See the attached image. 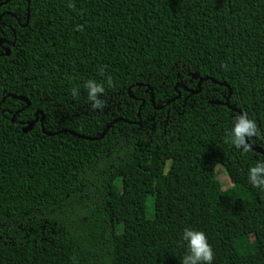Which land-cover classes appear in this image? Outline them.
I'll return each mask as SVG.
<instances>
[{
    "label": "trees",
    "instance_id": "1",
    "mask_svg": "<svg viewBox=\"0 0 264 264\" xmlns=\"http://www.w3.org/2000/svg\"><path fill=\"white\" fill-rule=\"evenodd\" d=\"M7 1L0 264H181L185 228L204 232L212 264H264V190L247 180L264 157L225 142L239 114L210 102L226 87L180 86L197 89L191 74L226 83L264 150V0ZM88 81L103 89L99 107ZM176 86L155 109L150 89L160 107ZM7 94L30 103L17 124L26 103ZM37 111L58 134L23 131ZM118 118L96 141L64 132L99 137Z\"/></svg>",
    "mask_w": 264,
    "mask_h": 264
},
{
    "label": "clouds",
    "instance_id": "2",
    "mask_svg": "<svg viewBox=\"0 0 264 264\" xmlns=\"http://www.w3.org/2000/svg\"><path fill=\"white\" fill-rule=\"evenodd\" d=\"M85 87L88 89V98L92 106L99 107L97 94L102 93V87L92 81L86 82ZM256 131L255 122L240 114L228 130L225 142H230L242 152H247L248 145L245 138L255 135ZM247 180L252 187L264 190V162L257 161L249 167ZM181 240L185 242L186 247L181 264H212L213 252L203 231L185 228L182 231Z\"/></svg>",
    "mask_w": 264,
    "mask_h": 264
},
{
    "label": "water",
    "instance_id": "3",
    "mask_svg": "<svg viewBox=\"0 0 264 264\" xmlns=\"http://www.w3.org/2000/svg\"><path fill=\"white\" fill-rule=\"evenodd\" d=\"M8 1H10V0H8ZM8 1H7V2H8ZM28 3H30V0H28ZM0 6H1V4H0ZM3 43H6V41H5L4 39H1V41H0V46H1V47H2ZM3 49H4V51H5V55H9V49H8V48H3ZM191 76L193 77V79H196V80H197V89H196V90H189V89L186 88L185 86L180 85L185 91H187V92L189 93V95H196V94L200 93L201 90H202V89H201L202 83L205 82V81H211V82H212L213 84H215V85H219V86H222V87H226V88L229 90V94H228L227 97H225V99H224L223 101H211L210 103H211L212 105L225 106V107H227L229 110H231V111H233V112H235V113H238L239 115H240V114H243V115L246 117V115H245L242 111H240V110H238V109H236V108H234V107H232V106L230 105V103H229V98H230V96H231V94H232V90H231V88H230L226 83H224V82H219V81H217V80H215V79H213V78H211V77H200V76H198V75H196V74H191ZM178 85H179V84H178ZM136 86H140V87H142L143 84H137ZM149 89H150V88H149ZM175 91H176V93H177V95H176L175 98H172V99L168 100L164 106L156 107V106H154V98H153V95H152V91H151V89H150V93H151V104H152L153 107H154L155 109H157V110H161V109L165 108L166 106H168L169 104H171L172 102H174L175 100H177V99L180 97V93H179V91L177 90V86L175 87ZM128 92L130 93V89L128 90ZM129 95H130L131 98H133V96H132L131 94H129ZM9 97H12V98L18 99V100L23 101V102L26 103V106H25L23 109L17 111V112L12 116V118H11L12 123H13V124H17L18 122L15 121L16 116H17L22 110H24L25 108H27V107L30 105V103H29V101H28L26 98L18 97V96L14 95V94H7V95L4 97V99L2 100V102H4L5 99H6V98H9ZM143 104H144V101H142L141 106H143ZM138 115H139V113H138ZM39 116H41V119L39 118ZM246 118H247V117H246ZM43 121H44L43 113H42L41 111H37V112L35 113V119H34V121L26 123V126L23 128V131H24V132H28V131H30V130L33 128V126H34L37 122H39V123H40V126H41V130H42V132H43L45 135H48V136H54V135L58 134V133H55V134L47 133V132L44 130V127H43ZM119 121H124V120L121 119V118L114 119L113 121H111V122L105 127L104 131L102 132V135L99 136V137H95V138H93V137L90 138V137H86V136H83V135H79V134H76V133H74V132H72V131H70V130H64V132H67V133H69V134H71V135H73V136H75V137H77V138H79V139H84V140H88V141H96V140H99V139L103 138V137L105 136V134L107 133V131L110 129V127H111L113 124H115V123H117V122H119ZM137 123L140 125V122H137ZM60 132H63V131H60ZM60 132H59V133H60ZM245 142H246V144L248 145V148H249L250 150H252L253 152H255V153H257V154H260V155H262V156L264 157V150H262V149L259 148V147H256V146L252 145V144L250 143V141L248 140L247 137L245 138Z\"/></svg>",
    "mask_w": 264,
    "mask_h": 264
},
{
    "label": "rangeland",
    "instance_id": "4",
    "mask_svg": "<svg viewBox=\"0 0 264 264\" xmlns=\"http://www.w3.org/2000/svg\"><path fill=\"white\" fill-rule=\"evenodd\" d=\"M214 173H215L216 180L219 181V183L221 184L223 189L230 187L231 182L228 178L226 171L224 170V168L221 165H217L215 167ZM150 204H152L151 201H150Z\"/></svg>",
    "mask_w": 264,
    "mask_h": 264
}]
</instances>
